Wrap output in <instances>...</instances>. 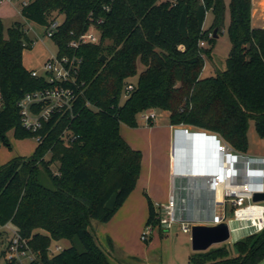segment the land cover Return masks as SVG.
Masks as SVG:
<instances>
[{
    "label": "trees",
    "instance_id": "obj_1",
    "mask_svg": "<svg viewBox=\"0 0 264 264\" xmlns=\"http://www.w3.org/2000/svg\"><path fill=\"white\" fill-rule=\"evenodd\" d=\"M229 10L226 69L204 77V56L211 51L201 43L212 41L215 29L220 32L225 0H32L23 6L24 18L44 26L63 16L53 38L60 55L82 59L79 96L72 116L53 114L30 157L0 165V226L11 222L31 238L44 264H111L89 227L92 220L110 221L141 176L143 152L122 136V123L138 127V114L161 109L169 112L172 126L217 134L241 152L248 147L251 121L264 137V27L252 25V0H230ZM208 11L213 21L206 29ZM93 26L100 31L98 43L69 46ZM34 43L24 23L15 22L5 33L0 18V142L8 146L11 130L17 138L35 137L21 122L18 102L48 87L23 63L24 50ZM139 62L144 70L136 85L131 78ZM130 83L134 89L127 95ZM114 193L118 198L110 210L106 203ZM145 194L146 226H159L157 206ZM63 239L71 245L50 258L49 247ZM234 245L238 256L222 245L196 252L190 263L264 264V230Z\"/></svg>",
    "mask_w": 264,
    "mask_h": 264
},
{
    "label": "built area",
    "instance_id": "obj_2",
    "mask_svg": "<svg viewBox=\"0 0 264 264\" xmlns=\"http://www.w3.org/2000/svg\"><path fill=\"white\" fill-rule=\"evenodd\" d=\"M3 1H18L23 7L29 5L32 0H0V3ZM61 23L59 18L51 19L45 26V33L53 37ZM96 30L98 31L96 26L91 27L88 31L72 39L69 46L76 49L85 43H98L101 36L95 33ZM201 45L205 46V41ZM81 64L82 59L75 54L60 55L58 53L57 56H51L45 61L44 73H40L36 69L31 70L32 75L43 78L48 87L26 93L18 102V107L23 126L35 133L38 143L44 139L41 130L55 112H69L70 116L73 115L79 96L75 86L78 85ZM133 89L134 84H128L127 95ZM86 104L91 106L89 101ZM2 106L3 97L0 94V107ZM141 115L147 122L146 125L155 123L157 118L155 109L145 110ZM172 127L174 142L180 132H190L191 134L203 132V130H193L187 126ZM66 135L67 131H64L63 136L66 137ZM217 138L219 142L208 138L202 142L194 140L186 142V147L191 143L193 149L192 152L187 149L177 154L176 165L178 163L180 176L176 175V168L173 166V142L171 168L175 180L174 189L169 194L166 203L156 204L159 227L162 229L171 228L174 223L180 222L182 231L191 233L193 224L213 225L227 221L230 228L228 241H230L234 233L231 225L232 218L227 217L228 205L231 204L233 207V218H238L239 213L245 209H252L245 213L246 219L241 223V226L246 230L237 240L233 238L234 244H236L238 241L264 230V204H261L264 201H253L255 193L264 192V157L247 156L218 135ZM188 163L192 165L191 168ZM225 167H227V187L223 190L222 202L218 203L220 179L224 177ZM191 200L195 202V206H191ZM255 207L261 208L262 214L254 213L255 209L253 208ZM153 229V225L146 226L141 238L147 240V236ZM8 231H11L12 234L5 239ZM1 232L4 234V238L0 237V241L6 240L5 256L8 264H44L40 252L31 245V238L23 236L13 223L8 222L0 226ZM63 250L64 247L60 244L51 245L48 256L52 258Z\"/></svg>",
    "mask_w": 264,
    "mask_h": 264
},
{
    "label": "rangeland",
    "instance_id": "obj_3",
    "mask_svg": "<svg viewBox=\"0 0 264 264\" xmlns=\"http://www.w3.org/2000/svg\"><path fill=\"white\" fill-rule=\"evenodd\" d=\"M226 2V16L224 24L217 36L213 38L212 41L209 39L205 40V49L210 50V55H205V66L203 70V76L216 75L226 69V61L230 54L232 48V43L229 36L228 27L230 24V10L229 3L230 0H225ZM22 5L18 1H5V3H0V18L2 20L5 33H7L8 28H10L15 22H22L25 24L29 31V36L35 40L32 49H25L23 54V63L28 70L36 69L40 73H44L45 61L51 56H57L58 46L55 39L48 36L45 33V26L38 24L34 21L24 18L21 14ZM63 21V16L58 17ZM213 21L212 11H208L205 28L209 29ZM97 35L100 31L96 30ZM144 70V66L139 62L138 73L131 78L134 84H138L139 74ZM157 118L156 126L154 128L146 127L147 122L142 118L141 113L137 115L138 127H131L127 124H121V134L125 139H128L130 143L134 145L136 149L141 150L147 157L151 158L152 162L155 163L153 169V181L151 189L153 193H157L163 190L165 181L166 166L163 164V157L165 152L166 141L169 134V112L166 110L156 109ZM150 123L149 127H152ZM182 127V126H180ZM194 130V129H193ZM196 130V129H195ZM211 135V133H208ZM7 138L10 143L7 144L0 142V165L5 164L9 160L15 157H30L38 144L35 137L32 138H17L14 134V130L7 133ZM174 142V133L172 132L171 144ZM186 141L181 144V151L187 150V148L192 152L193 145L189 143L186 147ZM194 153V152H193ZM243 153L251 157H264V137H261L255 126V122L251 121L248 128V147ZM191 155V153L189 152ZM49 158V156H47ZM181 161V160H180ZM189 161H191L189 159ZM176 164V161H175ZM189 168L192 167L188 163ZM58 166H53V169L57 171ZM178 171H175V173ZM172 175V171H171ZM174 185V176H171ZM42 179L45 184H49L48 178L45 173H43ZM190 182V180H189ZM174 189V186H173ZM151 192V191H150ZM139 193V192H138ZM142 193V192H141ZM142 202L138 200V207L134 209L132 214H127L123 216L128 223L132 222L133 226L129 230L124 231L123 237L125 241L124 245H121V249H115L116 253L111 252V261L113 264H191L190 257L196 253L192 248L191 243V233H184L181 229V223L176 222L171 228H160L155 226L151 234L147 236V240H143L137 227L134 223L141 217V212L143 205H147L146 194L142 195ZM191 206H195V202L191 200ZM261 204H264L262 202ZM119 211V209H118ZM135 213V214H134ZM138 216V217H137ZM234 212L232 205H228L227 217L233 218ZM12 234L8 231L5 235V239ZM234 236L230 241L213 245L212 247L226 245L230 251L231 256H238L239 251L236 245H234ZM6 241V240H5ZM5 241H0V264H8L5 250ZM53 244V243H52ZM62 246H65L62 244ZM78 248L81 249L82 246L78 243ZM67 248L66 246L64 249ZM114 254V255H113ZM263 264V263H261Z\"/></svg>",
    "mask_w": 264,
    "mask_h": 264
},
{
    "label": "crops",
    "instance_id": "obj_4",
    "mask_svg": "<svg viewBox=\"0 0 264 264\" xmlns=\"http://www.w3.org/2000/svg\"><path fill=\"white\" fill-rule=\"evenodd\" d=\"M2 3H5L3 1ZM252 25L253 27H264V0H252ZM156 110V109H155ZM156 126V121L154 126L148 128H154ZM169 134L166 141L165 146V152L163 157V164L166 166V172H165V181H164V188L163 190H160L158 193L152 190L149 191V187L151 189L152 186V179H153V169L155 163L152 162L153 160L149 157H147L146 154L143 152V162H142V172L141 176L137 182L136 188L133 190V192L129 195V197L126 199V201L123 203V205L119 208V211L115 213L113 218L108 222H101L97 220H92L89 230L91 234L93 235L95 242L97 245L101 248V250L105 253L107 256L109 262L113 264L111 261L112 254L116 253L115 249L120 248L121 245H124L123 242L125 241V238L123 237L122 233H125L124 231L129 230L132 222L128 223L125 219H123V216L127 217V214H132L138 207V200L142 202L141 194L144 195L147 193L151 199L157 203H166L168 201V196L173 190V180L171 178V139H172V132L173 127L170 124L169 126ZM128 142L129 140L126 139ZM129 144L134 147L132 143L129 142ZM135 148V147H134ZM152 160V161H151ZM139 192V193H138ZM142 192V193H141ZM136 212V211H135ZM137 213V212H136ZM135 214V213H134ZM138 217V216H137ZM137 223H134V225L137 227V231H139V234L141 235L146 227L147 219H148V202L147 205H143V209L141 212V217H138ZM42 233H45L44 230H38ZM55 244H64L66 247H69L71 245V242L67 239H63L60 241H54L52 246ZM63 246V247H65ZM113 254V255H114Z\"/></svg>",
    "mask_w": 264,
    "mask_h": 264
},
{
    "label": "water",
    "instance_id": "obj_5",
    "mask_svg": "<svg viewBox=\"0 0 264 264\" xmlns=\"http://www.w3.org/2000/svg\"><path fill=\"white\" fill-rule=\"evenodd\" d=\"M217 36V29H215L214 37ZM106 56H102V60H105ZM200 136L208 138L213 141L219 142L216 134H207L205 131L196 132ZM197 142V141H196ZM118 198V193H114L112 197L107 201L106 207L110 210H114ZM254 202L264 201V192L255 193L253 197ZM230 238V228L227 221H222L218 224H193L191 230V243L192 248L196 252H203L210 249L213 245L227 242Z\"/></svg>",
    "mask_w": 264,
    "mask_h": 264
},
{
    "label": "bare ground",
    "instance_id": "obj_6",
    "mask_svg": "<svg viewBox=\"0 0 264 264\" xmlns=\"http://www.w3.org/2000/svg\"><path fill=\"white\" fill-rule=\"evenodd\" d=\"M205 139L206 138L203 137V136H200L198 134H196V135L195 134H191L190 132H188V133L180 132L178 134V138H177L176 142H174V144H173V162H174L173 166H174V168H176L175 171L179 172V167L177 166L178 163L176 165L175 161L177 162V157H178L177 154H179L180 151H181V143L185 142V141L186 142H189V141L192 142L193 140L197 141V142H202ZM178 172H176V175L180 176V174ZM220 185H221L220 193L218 194V197H217V202L218 203L222 202V200H223V190L227 187V167H225L224 177H221V179H220ZM253 209H255V210H253L254 213H256V214H260L261 213L262 214V209L261 208L255 207ZM250 210L252 211V209H250ZM250 210L245 209V210H243V211H241L239 213V217L238 218H232L231 219V225H232V229H233V233H234V238L236 240L239 238L240 235L243 234L244 230H246V229L243 228V226H241V223L243 221H245V219H246L245 213L250 212Z\"/></svg>",
    "mask_w": 264,
    "mask_h": 264
}]
</instances>
